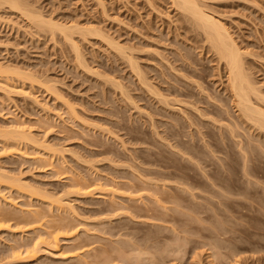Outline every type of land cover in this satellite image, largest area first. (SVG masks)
<instances>
[{
    "label": "rangeland",
    "instance_id": "374dc122",
    "mask_svg": "<svg viewBox=\"0 0 264 264\" xmlns=\"http://www.w3.org/2000/svg\"><path fill=\"white\" fill-rule=\"evenodd\" d=\"M198 1L229 29L264 105V0ZM19 2L103 37L71 33L81 66L61 32L0 5V129L21 126L30 140L0 138V173L21 186L0 182V264H97L99 249L127 244L154 264H264V130L232 108L224 67L193 20L172 0ZM28 211L55 222L31 227ZM56 222L73 224L75 241L36 242L31 254ZM73 242L86 252L62 259Z\"/></svg>",
    "mask_w": 264,
    "mask_h": 264
},
{
    "label": "bare ground",
    "instance_id": "6f19581e",
    "mask_svg": "<svg viewBox=\"0 0 264 264\" xmlns=\"http://www.w3.org/2000/svg\"><path fill=\"white\" fill-rule=\"evenodd\" d=\"M172 2H173V4L177 7V8H179L180 10H182L183 12H185L192 20H193V22L195 23V25H196V27H198L202 32H204L203 34H204V36L206 37V40L205 41H208L209 42V45L211 46L210 48H212V50L216 53V55H217V60L219 61V63H222V65H223V67H224V70H225V77H226V90L229 92V103H231V105H232V108H234L235 109V111L237 112V114H238V116H242L245 120H247V121H249V122H251L253 125H255V126H257L259 129H263L264 130V105H261V106H259L257 103H260V101H262V98L259 96V92H258V90H257V87L253 84V81H251L250 80V78H249V76H248V72H246L245 71V68H244V66H243V63L244 62H242L243 60V52L242 51H240V48L238 47V45L236 44V42L234 41V39H233V36L231 35V33L229 32V29L224 25V23H223V21L221 22L218 18H216L214 15H212L211 13H209L207 10H204L203 9V5L202 6H200V4H199V1L198 0H172ZM1 4H5V5H8L11 9H14V10H16L17 12H21L22 14H23V16H25V17H27L28 19H33L34 20V22H37V24L38 23H40L39 25H43V24H45L46 23V25L48 24L49 25V27H50V29L52 28V30L53 29H56V30H58L59 32H61L62 34H63V36L68 40V41H70V45L72 46V49L74 50V52H75V55H76V59H77V61H78V63L82 66V61H81V59H80V54H79V51H78V47H77V45L73 42V39H72V32L74 31V33L77 31L78 33H80L81 35H82V33H83V36L84 35H86V34H91V35H95V36H100V37H103V36H101L100 35V33H98L97 31H95V30H93V29H91V27H88V28H82V27H78V25H64V24H59V23H56V22H53V20L51 21V20H49V21H47V20H43V17L41 16V14H37V12H36V14L34 15V14H32L31 12H30V10L28 9H26L20 2H19V0H0V5ZM27 7V6H26ZM206 9V8H205ZM32 11V10H31ZM214 14V13H213ZM32 21V20H31ZM41 23H43V24H41ZM47 25V26H48ZM71 35V36H70ZM105 41H107V45L111 48V49H114V50H117V51H121L120 53L122 54L123 52V49L121 50V47L118 45V44H116L115 42H113V41H111V40H107V39H105ZM207 42V43H208ZM127 57V56H126ZM132 57H127V59H128V62H129V64H130V68H131V70L134 72V74L137 76V78H138V80L141 82V83H143L144 85H148V84H146L147 82H145V79H144V77L142 76V73H141V71L139 70V68H138V66H137V64L131 59ZM183 69V68H182ZM187 70H189V69H187ZM183 71V70H182ZM192 72V71H191ZM192 74H194V73H192ZM190 75H191V73H190ZM192 76V75H191ZM196 85L197 86H199L200 84L199 83H196ZM148 87V90H149V92L151 91V93H153V94H156L155 93V89H154V91H153V89L151 88V86H150V84H149V86H147ZM199 87H201V85L199 86ZM201 89V88H200ZM152 94V95H153ZM157 95H159L158 93H157ZM162 97V96H161ZM163 98V97H162ZM253 98L255 99V102H256V104H255V102H254V100H253ZM220 99H221V97H220ZM162 100V99H161ZM164 100V102L163 103H165V104H168V102H166V98H164L163 99ZM162 100V101H163ZM220 101V100H219ZM223 101V100H222ZM263 106V107H262ZM199 114L200 115H202L203 113H201V112H199ZM203 115H205V114H203ZM214 120V119H213ZM18 126V125H17ZM17 126H15L14 127V125H13V128H11V129H9V130H6L5 129V131H3L2 129H0V133H1V136H0V138H2L1 140L2 141H4V140H11V141H16V140H23V138L24 139H27V140H29V138H28V136H26L25 137V135H24V131H25V128L24 129H21L20 127L18 128ZM12 127V126H11ZM1 130H2V132H1ZM0 140V142H2ZM10 141V142H11ZM30 141V140H29ZM5 142H8V141H5ZM9 142V143H10ZM21 141H19V143H20ZM8 143V144H9ZM6 144L7 143H5V145L4 146H6ZM11 144H13L12 142H11ZM11 144H9V145H11ZM14 144H18L17 142L16 143H14ZM15 145V146H16ZM13 146V145H12ZM2 170V169H1ZM5 172V171H4ZM4 172H2V173H0V182H1V180L2 179H4V180H2V182L3 181H5V182H7V180L9 181V183L7 182V184H10V181L12 182V180L14 179L13 177L11 178L10 176V178H11V180L10 179H7L8 177L5 175V173ZM4 173V174H3ZM18 178H16V180H17ZM15 180V179H14ZM13 181V182H17V181ZM19 180V179H18ZM20 181V180H19ZM18 183V182H17ZM16 183V184H17ZM22 183V182H21ZM3 184V183H2ZM13 184L14 183H11L10 185H9V188L8 189H11L12 187L11 186H13ZM22 184H24V183H22ZM4 185V184H3ZM6 186V185H5ZM5 186H3V187H5ZM8 186V185H7ZM15 186V185H14ZM18 186L19 187H21L20 186V184L18 183ZM18 186L16 185V188H18ZM25 186V185H24ZM27 186V185H26ZM28 187V186H27ZM26 188V187H25ZM3 190V189H2ZM0 191H1V189H0ZM15 191H17V189L15 190ZM19 191V190H18ZM29 191H32V190H29ZM31 193V192H30ZM33 193H37V192H33ZM33 193H31V194H33ZM21 194H23V193H21ZM35 195H37V197H38V193L37 194H34V197H35ZM28 196H29V193H28ZM45 196V197H44ZM48 196V195H47ZM46 195H39V197H41V198H48ZM30 197H33V196H29V198ZM37 197H35V199L37 198ZM53 197H51V199H52ZM43 199L41 200V201H43ZM50 198H48L47 200H49ZM50 199V200H51ZM54 200H52V201H54L57 205L55 206H53V204H52V201H50V203H51V205L50 206H53V207H57L58 209H60L59 211L61 212V210H65V207H66V212H67V207H68V210H69V205L70 204H64V203H61V199L58 197V198H53ZM45 200V199H44ZM62 202H63V200H62ZM49 203V201L47 202L46 201V204H48ZM56 208V209H57ZM70 208H71V206H70ZM49 210L50 209H52V208H48ZM7 210V209H6ZM6 210H5V212H6ZM46 210V209H45ZM1 211V210H0ZM4 211V210H3ZM35 211V210H34ZM34 211H28V213L30 212V214H27L26 213V217L24 216V219L27 221L26 222V224H32V226L31 227H33V226H35L36 227V225L35 224H37V223H39L40 221V219H42L43 218V220H44V222H46L47 224H48V222L50 221V223L52 222V220H54L55 218H53L52 220L51 219H48L47 220V218H46V220H45V215L43 216V215H40L38 212H34ZM37 211V210H36ZM51 211V210H50ZM59 211H56V212H59ZM4 212V213H5ZM27 212V211H26ZM46 212V211H45ZM64 212V211H63ZM32 213H34V214H32ZM44 213V212H43ZM47 213V212H46ZM0 214H2V212H0ZM32 214V215H31ZM42 214V213H41ZM5 215V214H4ZM28 215H29V217H28ZM31 215V216H30ZM50 215H52V214H50ZM59 215V214H58ZM3 216V215H2ZM1 216V218H0V224L1 225H3L4 223H2V221H3V217ZM10 216V215H9ZM53 216H55V215H53ZM48 217V216H47ZM52 217V216H51ZM8 217H6L5 216V219H7ZM27 218L29 219V221L27 220ZM9 219L10 218H8L7 220H8V222H10L9 221ZM16 219V218H15ZM58 219V218H57ZM57 219H56V221H57ZM60 220H61V217L59 218ZM65 219V218H64ZM20 220V219H19ZM23 220V219H22ZM25 220L23 221V223L25 222ZM43 220H42V222H43ZM59 220V221H60ZM66 221V220H65ZM54 222H55V220L53 221V224H54ZM62 222V221H61ZM61 222H59V224H57L58 222H56L55 223V225L57 224V226L55 227V229H57V231L58 232H56V230L54 229V228H52V229H54V230H52L51 229V233L53 234L52 236H51V234L49 233L50 231H43V233L41 232L40 233V235H43L44 234V236L45 237H47V239L49 240V236L50 237H52V240H51V238H50V240H49V242H47L46 241V239L44 240V241H37V238H36V240H34L35 242H33L32 243V249L29 251L28 249H25V250H27L26 251V253L29 251V252H33V247L35 248V252H33V254L34 253H36L37 251H39V250H37L36 251V249H37V247H38V244L37 243H43V242H45V246H47L48 247V245L50 246V248L52 247H55V248H58L59 247V245H58V243H60V239H62V240H72L73 239V236L72 237H69L68 235H67V233L70 231V232H73L72 231V226H73V224L72 225H68V223H61ZM68 222H70V221H68ZM6 224V223H5ZM22 224V223H21ZM25 224V223H24ZM70 224V223H69ZM0 225V228L2 227ZM23 225V224H22ZM38 225V224H37ZM40 225V224H39ZM44 225V224H43ZM42 225V226H43ZM54 225V226H55ZM7 226V225H6ZM10 226V225H9ZM41 226V227H42ZM45 226V225H44ZM49 226V225H48ZM75 226V225H74ZM12 227V226H11ZM50 227H52V226H50ZM9 228V227H8ZM30 228V227H29ZM43 228V227H42ZM34 229V228H33ZM45 229H46V226H45ZM44 229V230H45ZM49 228H47V230H48ZM35 230H37V228H35ZM42 230V229H41ZM84 230V229H83ZM32 231V230H31ZM37 231H39V230H37ZM48 234H47V233ZM60 232H62V234H66V236H68L69 238H67V239H64L63 237L61 238V237H59V233ZM75 233V232H74ZM60 235V236H63V235ZM72 234V233H71ZM76 236V235H75ZM75 238V237H74ZM74 240V239H73ZM72 240V241H73ZM50 241H52V242H50ZM59 241V242H58ZM75 241V240H74ZM37 242V243H36ZM77 242H79V241H77ZM81 242V241H80ZM46 243H48V245L46 244ZM44 244V243H43ZM80 244V243H79ZM82 244V243H81ZM80 244V245H81ZM87 244V243H86ZM85 244V245H86ZM117 244V243H116ZM167 244V243H166ZM165 244V245H166ZM37 245V246H36ZM66 245H68V244H66ZM69 245H73V246H69V248H68V246H66L68 249H66V251H65V248H64V250L63 251H61L60 253H59V256H61L60 254H62L63 253V258L62 259H64V258H75V257H77V256H80V254L81 253H84V252H86V250L85 249H83L84 251H82L80 248H84V243H83V245L84 246H80V245H78V244H76V243H74L73 242V244L72 243H70ZM122 245V244H121ZM138 245H140V244H138ZM137 245V246H138ZM24 246H26V245H24ZM58 246V247H57ZM113 246H115V245H113ZM112 246V247H113ZM118 246V245H117ZM128 246L129 247H131L130 249L128 248ZM133 246H136V245H133ZM146 246V245H145ZM168 246V245H167ZM170 246V245H169ZM18 247V246H17ZM16 246H15V249H14V247H12L13 249V251H15L16 250V248H17ZM86 247V246H85ZM122 247V248H121ZM125 246H119V248L117 247V249L114 247V249H112L111 248V250L113 251L112 253H111V250H109V248L108 249H102V250H100L99 249V251H98V255H97V259L94 257L93 258V261H94V259H96V261H97V264H112V262H113V264H115L116 262L117 263H119V264H139L138 262H140L141 264H142V262L144 263L145 261H147V259L149 260V262H150V259H152L153 260V264H154V262H157L159 259H157V258H159V257H156L155 258V255L153 256L152 255V253H151V255L152 256H150V253L148 254V250L147 251H144V253L142 252L143 251V249L144 250H146L145 248H143V249H139V250H137V249H135V247H133L132 248V246H130V245H128L127 244V250L129 249V250H136V252H128L125 248H124ZM139 247V246H138ZM141 247H142V245H141ZM140 247V248H141ZM143 247H144V245H143ZM150 247V246H149ZM148 247V248H149ZM171 247V246H170ZM11 248V247H10ZM19 248V250L22 248V246H20V247H18ZM17 248V249H18ZM54 248V249H55ZM162 248V247H161ZM166 248V247H165ZM38 249H41L40 247L38 248ZM53 249V250H54ZM80 249V251H82V252H79L78 253V250ZM62 250V249H61ZM69 250V251H68ZM74 250L76 251V252H74ZM97 250V249H96ZM150 251H151V249H149ZM173 250V249H172ZM17 251V250H16ZM73 252V253H75L74 255H72V256H70V255H66L67 253H70V252ZM124 251H127V253L125 252V254H124ZM138 251V252H137ZM22 252V251H21ZM24 252V251H23ZM32 252H31V254H32ZM64 252H65V254H64ZM172 252H174V251H172ZM16 253H19L20 254V252H16ZM133 253V254H132ZM145 253H147L146 255H148L147 256V259H145L146 258V256L144 255ZM19 254H17V256L16 255H13V257H11L12 259H10V260H14L15 261V259L19 256ZM131 254V255H130ZM161 254V253H160ZM160 254H158V255H160ZM93 255H94V253H93ZM102 255H104V257L102 256ZM31 256V255H30ZM33 256V255H32ZM82 256H84V255H82ZM90 256V255H89ZM101 256V257H100ZM16 257V258H15ZM88 257V256H87ZM86 257V258H87ZM93 257V256H92ZM103 257V258H102ZM149 257V258H148ZM151 257V258H150ZM88 258H90V257H88ZM100 258V259H99ZM65 259V260H66ZM80 259V258H79ZM82 259V258H81ZM99 259V260H98ZM155 259H157V261L155 260ZM78 260V259H77ZM90 260V259H89ZM88 260V262H89V264H90V262L91 261H89ZM155 260V261H154ZM84 261V260H83ZM87 261V260H86ZM95 261V262H96ZM102 261V262H101ZM114 261H116V262H114ZM235 261H237V260H235ZM81 262V261H80ZM78 262V264H86V262L84 261V262ZM101 262V263H100ZM122 262V263H121ZM137 262V263H136ZM150 262V263H151ZM77 263V262H76ZM91 264H92V262H91ZM93 264H94V262H93ZM96 264V263H95ZM156 264V263H155ZM211 264V263H210ZM213 264V263H212ZM218 264H223V263H221V262H219ZM228 264V263H227Z\"/></svg>",
    "mask_w": 264,
    "mask_h": 264
}]
</instances>
